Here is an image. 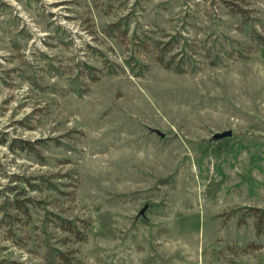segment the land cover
<instances>
[{
    "label": "rangeland",
    "instance_id": "374dc122",
    "mask_svg": "<svg viewBox=\"0 0 264 264\" xmlns=\"http://www.w3.org/2000/svg\"><path fill=\"white\" fill-rule=\"evenodd\" d=\"M0 264H264V0H0Z\"/></svg>",
    "mask_w": 264,
    "mask_h": 264
},
{
    "label": "water",
    "instance_id": "95a60500",
    "mask_svg": "<svg viewBox=\"0 0 264 264\" xmlns=\"http://www.w3.org/2000/svg\"><path fill=\"white\" fill-rule=\"evenodd\" d=\"M160 135L163 137L164 134L163 133H160ZM231 135V132H226V133H223V134H218L216 138H222V137H226V136H230ZM147 207H144L142 208V210L140 211V214H143L145 212Z\"/></svg>",
    "mask_w": 264,
    "mask_h": 264
}]
</instances>
